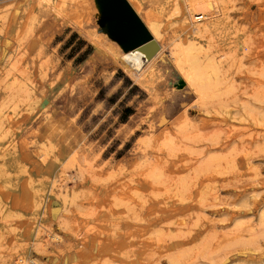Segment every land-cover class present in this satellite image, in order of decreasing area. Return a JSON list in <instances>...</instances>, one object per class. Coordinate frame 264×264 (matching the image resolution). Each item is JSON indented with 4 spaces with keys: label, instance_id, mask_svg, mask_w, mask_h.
<instances>
[{
    "label": "rangeland",
    "instance_id": "374dc122",
    "mask_svg": "<svg viewBox=\"0 0 264 264\" xmlns=\"http://www.w3.org/2000/svg\"><path fill=\"white\" fill-rule=\"evenodd\" d=\"M52 1L0 0V255L19 241L8 264H264V116L218 115L187 88L171 59L183 1L141 0L163 34L154 91L113 54L100 0ZM230 15L234 111L264 87V0Z\"/></svg>",
    "mask_w": 264,
    "mask_h": 264
},
{
    "label": "bare ground",
    "instance_id": "6f19581e",
    "mask_svg": "<svg viewBox=\"0 0 264 264\" xmlns=\"http://www.w3.org/2000/svg\"><path fill=\"white\" fill-rule=\"evenodd\" d=\"M65 1L66 0H63L62 2L63 7ZM100 1L101 7L103 8L106 14V22L108 23L109 28L112 30V32H114L115 40L118 41V43L122 46L125 52V55L121 56V58L123 59L126 66L130 67L133 65L134 67V71H128L130 76L133 77L137 82H139L143 86V88L150 89L151 91L152 84L156 82V79H158L157 77L159 76H157L155 64H153V62H150L160 51V46L157 42L161 40L163 34L160 30L159 25L151 21L150 18H144L141 15V9H143L140 6L141 0H126L129 4L128 8L122 3H119L117 6H115L114 0ZM173 1L175 2V11L180 12L179 0ZM182 1L184 3L186 12L184 16H182V18L180 19V25L188 36V41L186 43H183L179 39L175 40L171 49V59L173 60L172 62L174 63L178 74L180 75L182 80L187 84V88L196 95L200 104L207 105V107L208 104H211V106L215 108L218 107L216 110L218 115L220 114L227 116L230 114L229 116L233 117L232 114H234L235 116L239 115L240 119H242L243 121L245 120L250 123L259 121L261 122L262 117L264 116V111L262 109V105H264V87H261L258 90H255L252 94H250V100L244 104H241L242 106L240 107V109L234 108V111L228 110V107L230 106L228 105L229 101L227 102L226 99L230 97V95H232L235 84L233 79L227 73L228 70L232 67V65L235 64L233 62L235 61V54H237L236 49H239V47L242 45V43L238 42H241V40L238 39L239 36L237 35L238 28L230 15L235 0ZM37 2V6H39V8L42 7V9L44 5L45 8L46 6L53 5L52 3H50L53 2L52 0H37ZM85 4H87V2ZM54 8L55 7L53 5V9ZM42 9H39V11H41ZM62 9L64 10L65 8ZM62 9H59V11H61ZM46 12H48V10ZM133 14L139 18L140 22L143 21L142 24L144 30H141L139 26L132 20ZM64 15L65 14L63 13V15L61 16ZM127 17L130 18V20L127 21V29L122 30L121 24ZM201 20L205 21L201 22ZM119 44H117L118 46L116 49H113V54L115 55L120 53ZM243 46L245 47L244 44ZM146 65L147 67L145 68ZM143 68L145 69L142 70ZM261 77L264 78V68L261 73ZM15 85L17 84L13 82L12 85L9 86L10 88H8L12 90L10 97H12L13 100H15L16 94H19L26 90L22 87L23 85L15 89ZM257 104L259 105V107ZM14 106H16V102L14 103ZM167 141L168 142H165V149H167L168 147L170 148L172 145L171 139ZM212 159L214 161V159L217 158H209V161ZM247 162L250 165L249 156ZM217 171L221 172L220 169ZM55 184L57 183L55 182ZM52 185L54 186V184ZM57 185L55 186L57 187ZM259 220L261 222L260 224L264 226V208L260 214ZM245 227L247 228V226ZM49 236L51 238H58L52 234H50ZM32 240H34V244L37 245L35 247L33 246L34 248L39 247V245H43L42 241L39 239L38 230L35 232ZM27 245L28 243L25 244L16 241V244H14V246L12 245L13 247L8 250L9 255H0V264H8L14 254L25 253L29 247H27ZM30 261L31 260L28 258L21 257L19 258L17 264H28ZM32 263L35 262L32 260Z\"/></svg>",
    "mask_w": 264,
    "mask_h": 264
},
{
    "label": "water",
    "instance_id": "95a60500",
    "mask_svg": "<svg viewBox=\"0 0 264 264\" xmlns=\"http://www.w3.org/2000/svg\"><path fill=\"white\" fill-rule=\"evenodd\" d=\"M119 3L124 4V6H126L127 8H128V6H129V4L127 3L126 0H114V5H115V6H117ZM129 20H130L129 17H127V18L124 19L123 23L121 24V29H122V30L127 29V21H129ZM132 20H133V21L139 26V28H140L141 30H144V27H143L142 22H140L139 18L136 17L134 14H133V16H132ZM111 31H112V30H111ZM112 33H114V32H112Z\"/></svg>",
    "mask_w": 264,
    "mask_h": 264
},
{
    "label": "trees",
    "instance_id": "16d2710c",
    "mask_svg": "<svg viewBox=\"0 0 264 264\" xmlns=\"http://www.w3.org/2000/svg\"><path fill=\"white\" fill-rule=\"evenodd\" d=\"M132 114H133V111H132L131 109L127 108V109L125 110L124 119H125V118H128V117L131 116Z\"/></svg>",
    "mask_w": 264,
    "mask_h": 264
},
{
    "label": "crops",
    "instance_id": "0c3cea01",
    "mask_svg": "<svg viewBox=\"0 0 264 264\" xmlns=\"http://www.w3.org/2000/svg\"><path fill=\"white\" fill-rule=\"evenodd\" d=\"M116 43L119 44L118 41H116ZM120 51H122V53H125L121 45H120Z\"/></svg>",
    "mask_w": 264,
    "mask_h": 264
},
{
    "label": "built area",
    "instance_id": "2783aa9c",
    "mask_svg": "<svg viewBox=\"0 0 264 264\" xmlns=\"http://www.w3.org/2000/svg\"><path fill=\"white\" fill-rule=\"evenodd\" d=\"M19 260H16V262L14 264H17ZM28 264H35V263H32V260L28 263Z\"/></svg>",
    "mask_w": 264,
    "mask_h": 264
}]
</instances>
